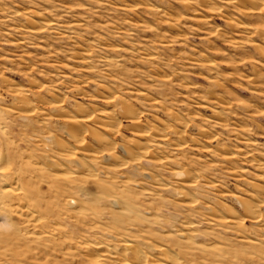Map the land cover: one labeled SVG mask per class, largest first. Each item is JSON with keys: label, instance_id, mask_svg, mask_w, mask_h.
Instances as JSON below:
<instances>
[{"label": "rangeland", "instance_id": "obj_1", "mask_svg": "<svg viewBox=\"0 0 264 264\" xmlns=\"http://www.w3.org/2000/svg\"><path fill=\"white\" fill-rule=\"evenodd\" d=\"M242 15L224 0H0L5 188L14 187L25 169L34 188L51 198L49 176L72 172L83 159L96 177L79 184V197L98 196L101 184L129 202L137 217L118 236L107 231L103 218L115 208L106 196L91 229L88 220L63 218L71 241L66 251L52 252L38 231L25 228L22 216L0 209V224H9L0 229V264H89L88 258L108 264L79 251L80 243L120 252L123 240L150 256L153 245L167 244L177 253L172 244L185 242L191 264H264V204L259 224L244 219L236 230L217 219L244 215L237 198L264 201V39L252 30L263 23ZM22 91L30 107L18 104ZM16 104L36 113H20ZM121 104L136 111V125L121 115ZM107 113L120 122L118 134L105 130ZM63 116H89L86 146L76 147ZM95 133L113 144L117 161L85 162L89 152L101 150ZM144 142L150 153L140 159ZM71 150L80 152L71 158ZM177 171L188 175L179 178ZM10 236L15 248H28L35 258H12L5 242ZM245 237L257 245L251 248Z\"/></svg>", "mask_w": 264, "mask_h": 264}, {"label": "bare ground", "instance_id": "obj_2", "mask_svg": "<svg viewBox=\"0 0 264 264\" xmlns=\"http://www.w3.org/2000/svg\"><path fill=\"white\" fill-rule=\"evenodd\" d=\"M224 2L230 6L234 5L236 8H238V10L245 17L250 18V19L252 18L254 20V22L263 23L262 27H259L258 25H256L255 28L253 27V29H252V27H251V29L253 30L254 33L260 34V36H262L264 39V0H224ZM47 24H49V23H47ZM47 24L46 25L43 24L39 27L36 26V28L31 29V31L34 33H38L39 31L45 29L44 26H47ZM251 29L248 28V30H251ZM15 91H17V90H15ZM17 92H16V94H17ZM20 94H21V96L19 98H21V97L22 98H21V100L19 99L20 101H19V103L18 102L17 103L22 105V106L30 107L27 105V100L24 99V96H23V94H26V93H24L22 91V92H20ZM114 99H117V97H114L113 100ZM111 101H109V102H111ZM15 109H17V104H16ZM18 109L20 111H22V112H20V111H18V112L25 113L26 115L29 114V115L33 116L34 113H36L33 110V107H32V109L29 108V110H27L28 108H26L27 111L23 110L21 107L20 108L18 107ZM55 109L59 110V111L61 110L59 103L55 104ZM121 112H122L121 115H123V117L130 119L135 125L138 123L139 117L136 116V114H135L136 111L134 112L133 108L129 107L128 105H125V104L122 105L121 104ZM80 115H82V114H80ZM89 116H87V117H89ZM87 117H84V116H66L63 118L64 123L67 124L66 127L69 126L68 129H69V135H70L71 139L74 141L76 147H79V148L86 146L85 138L82 135H83V133H86L88 131L85 128ZM104 117L106 118V121L108 123L105 127L107 129H105V130H107L108 133L109 132H112V133L117 132L119 130L120 122H118V120H116L113 117L112 113L111 114L107 113V116H104ZM91 119H92V117L90 118V120ZM90 132H92V131H90ZM116 134H118V132ZM94 136H95L96 141H98V143H100V145H102L101 150L93 151L91 153L89 152L90 156L87 159L88 161H85V162H87V163L89 162L88 164L94 165V164L98 163L99 161H103L104 159L105 160L113 159V160L117 161L119 158L117 157V155H114V152H113L112 147H111V145L113 146V144H110V142H107L108 140L106 141L101 136H99V134L95 133ZM144 136H147V135L143 134V137ZM39 142H40V140H39ZM144 143H142L141 147L138 148V150H140V151H139V154H137V155H138V157H140V159L142 157L146 158L147 155L150 153L148 145L146 143L145 144ZM58 145L61 147H64V148L67 147L66 144L63 142H59ZM61 147H59V148H61ZM69 148H70V146H69ZM70 149H72V148H70ZM76 150H73V151L71 150V154H69V156L71 158L74 157V155H76L78 152H80V151H76ZM126 152H127L126 153L127 156L130 158H133V160H134V157H132V156H134L135 152L134 151H128V149L126 150ZM2 155L3 154H0V161L4 160V157H6L5 155L4 156H2ZM55 156H57V155H55ZM65 157H67V155ZM76 158H73L72 161L74 162L76 160H79ZM232 158H234V156ZM15 159H16L15 155L11 156V158H10V160L14 161V162H15ZM66 159L67 158L64 159L62 157V160L65 161ZM82 161H80V163L78 165L79 167L77 166L76 168H74V170H70L71 168H69L68 171H72V172L66 171L67 172L66 174L61 173V174L54 175V176H52L53 175L52 174L51 176H49L50 181H51L50 182V188H51L50 190L53 193V197H51V198L50 197L47 198V196L40 194V192L36 188H34V186L31 182L29 176L27 175L25 169H24V171L23 170L19 171V173L17 172L18 174L15 178L16 180L14 183L15 184L14 187L5 188V185L7 184V181H6L7 176H5V174L7 173L8 170L4 174V172H3L4 167H3V169L0 167V209L5 210V211L8 210L10 212H13L14 214L16 213V214H19L20 216H22V219H24L23 224H24L25 228H29V231L30 230L34 231V232L38 231L37 236L40 239L43 238V240H44V238H45V240L49 241V243L51 245L47 248L43 247L44 249H49V250L51 249L52 252L53 251L64 252V250H65L64 246L66 244H68L69 243L68 241L69 240L71 241V239L69 237L67 238V236H69L68 234H67V236H65V232H64L65 230L62 227V225H63L62 223L65 220L63 218L72 219V220H74L75 224L84 221V219L88 220L89 223H91L95 219V218H93L94 216H96L98 218V216L103 215L99 207L101 206L102 200L105 199L106 196L112 198L111 202H112V205H114L113 208H115V211L109 212V217L107 219L103 218V221L106 222L104 224L108 227V229H106L107 231H112L114 233L117 232L116 234L118 236L119 230L123 226H125L127 223H129V221H131L132 219L137 218V217L135 218V215H134L135 213L132 211V209H129L130 208L129 202L126 201L127 202V204H126L120 198L114 197V195L112 194L111 188L109 189V187L108 188L104 187L101 184H97L98 185L97 186L98 196L93 195L91 198H85V199L79 197L78 192L80 193V191H81L80 189L82 186L79 184H81V183L83 184L86 181V178H90V180H91L92 178L94 179L96 177V175L94 174L96 172V170H95V172L92 171L91 167H90L91 170L88 169L89 168V167L87 168L88 165L86 164L87 166H85L83 159H82ZM62 163L64 164V162H62ZM125 164L126 163L120 164L119 167H122V169H123V165H125ZM68 167H70V166H68ZM36 170L38 172L41 171V173H44V171H45V170H42L40 168L39 169L36 168ZM175 174L179 175L180 176L179 178L183 177L182 175H185V174L188 175V173L186 171H183V172L177 171ZM67 175L68 176L70 175V177H68ZM82 175H84V176H82ZM125 181H127L126 178H125ZM195 183H196V180L195 181H194V179L191 180V183L189 182L188 187L189 188L194 187L196 185ZM73 186H74V188H73ZM73 190H75V191H73ZM50 196H52V195H50ZM237 200H239L243 206L244 215L238 216L235 212H234V214H232L233 213L232 212L231 213L232 215L226 214L227 217L222 216V217L217 218L218 222L230 225V226L234 227L236 230H239L244 226V219L245 220L250 219L255 224H259L263 221V218L261 215L262 213L260 212V208H261V205L264 204V201H258L257 203H252L249 200H245V199L237 198ZM191 201H194V200H191ZM4 213H7V212H4ZM2 217L4 218L5 215H2ZM93 225H94V223L93 224L91 223V224H89V227L88 226L87 227L91 229ZM3 226H5L6 228L9 227L8 222L5 221L4 219H3V222L0 224V229L3 228ZM34 232H31V236H32V233H34ZM26 233H24V234H26ZM182 236H184V235H182ZM14 240L15 239L12 236H10V238L8 237L5 240V242H7V246H10V252H11L12 258H15V259H16V257L31 258V259L35 258L36 254L33 253L30 249H28V248L27 249L15 248ZM57 241H59V242H57ZM119 241H121V240H119ZM243 241H244V243H247V245H249L251 248H254L257 245V242L251 241V240H246V237ZM189 242H190V240L188 239L186 241V243H189ZM182 243L183 242L172 244V246H176L178 248L177 253L174 251V249L172 247H169L167 244L153 245L155 252H156V254H155L156 256L155 255L150 256L149 254H147V252H145L143 249L138 247V245H136L132 241H128V240L122 241V247L124 249L120 251V248H119L118 250L120 252H118L115 248H112V247L105 245L103 243H98L97 245H93V244H90L86 241L80 243L79 251H81L85 254L87 253L88 256L97 254L96 256H100V258H103L104 261L108 264H191V261L188 258V252L185 251L186 249H189L191 247L187 246V245H183L185 242L183 244ZM41 244H43V243H41ZM66 248H69V247L67 246ZM39 252L41 253V251H39ZM39 252L37 255H39ZM204 252L209 256H211V255L213 256V252L210 249L209 250L206 249ZM90 257H92V256H90ZM88 259H89L88 260L89 264H95V263L98 264L97 259H99V258H96L93 260H90L91 258H88ZM101 263H103V262H101Z\"/></svg>", "mask_w": 264, "mask_h": 264}]
</instances>
